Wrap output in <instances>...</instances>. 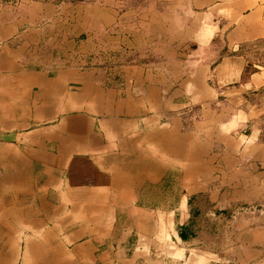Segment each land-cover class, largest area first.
<instances>
[{"label": "crops", "instance_id": "crops-1", "mask_svg": "<svg viewBox=\"0 0 264 264\" xmlns=\"http://www.w3.org/2000/svg\"><path fill=\"white\" fill-rule=\"evenodd\" d=\"M238 2L244 8L256 5L249 27H225V31L233 28L228 43H212L215 37L208 28L206 43H198L195 56L202 59L195 62V77L181 89L176 73L139 70L134 82L137 98L131 90V68L113 69L109 58L89 63L92 53L86 56L82 51L85 69H68L62 64L51 68L44 65H50L46 60L37 71L36 61L22 59L7 49L8 43H40L52 16L58 15L54 22L63 20L65 9L57 13L49 6L52 10L46 14L42 4H34L35 10L21 16L17 23L1 27L0 264L9 252L6 264H17L19 244L13 249L8 243L27 239L46 241V264H99L114 261L115 256L124 259L131 253L133 238L143 251L154 250L160 232H151L152 226L160 229L164 221L172 223L170 237L177 245L172 253L176 256L172 257L174 264H264V228H254L251 222L241 221L236 227L234 258L230 257L232 253L222 259L201 251L192 258L197 251L189 249L199 233L200 210L194 207V200L208 192L207 185L212 182L232 188L235 181V187H241L235 177L227 184L226 177L246 175V169L238 168L243 160L240 155L232 157L233 167L216 166L210 173L215 178L206 180L203 170L196 171L194 156L195 149H213L226 138L222 125L212 126L204 116L208 105L201 103L206 100L203 96L214 94L210 78L223 88L229 80H240L246 67L242 54L221 59L220 53L217 62L211 59L210 48L218 46L237 53L245 44V35L264 37V4L258 7L262 0ZM104 30L112 42L105 47L95 42L96 53L105 51L111 56L115 44L126 46L113 42L111 22L104 24ZM252 77L255 86L264 87V70ZM195 84H200L202 91H197ZM188 88L192 90L188 92ZM185 95L192 102L178 105L175 98ZM180 110L190 114L180 116ZM194 111L204 114L197 120ZM242 137L236 142H258ZM220 191L209 197L214 210L235 202L226 190L217 203ZM54 250L60 255L58 261L52 258Z\"/></svg>", "mask_w": 264, "mask_h": 264}, {"label": "rangeland", "instance_id": "rangeland-1", "mask_svg": "<svg viewBox=\"0 0 264 264\" xmlns=\"http://www.w3.org/2000/svg\"><path fill=\"white\" fill-rule=\"evenodd\" d=\"M206 1L0 0V30L2 26L17 23V19L19 20L21 16L25 17L26 13L34 11L35 9L32 8L34 4H42L44 13L48 9L52 10L49 6L55 7L57 13L58 9H65L63 20L58 19L54 22L58 15L52 16L50 27L45 29L39 38L40 43H18V45L8 43L7 49L15 51L16 55L23 56L22 59L25 57L27 61H36L37 71L42 69V63L44 61L46 63V60H50V65H44L51 66V68L62 64L68 69L82 67L85 69L86 65L83 66L82 62L91 63L96 58L99 60L109 58L113 69L131 68L130 76L133 82L131 90L135 93L133 98H137L135 92L137 86L134 82L139 70L153 69L155 73L162 71L169 75L176 73L180 77L178 89H181V85L185 87V82L195 77L197 70L195 65L202 59L195 56L199 51L198 43H206L208 28L211 30L212 38L215 37L212 43H228L236 25L246 24L249 27L252 23L251 14L255 11L256 5L244 8L239 5L238 1L240 0H210L209 3ZM263 4L264 0L259 3L258 7L261 8ZM238 5L239 7H237ZM123 14L124 18H122ZM106 22H111L109 35L114 38L113 42L126 43L124 48L122 44H115V52L111 56L106 55L105 51L96 53L93 50L95 42H99L102 47H105L106 43L112 42V39H108V34L104 32ZM41 26L37 25L36 28L42 29ZM228 26H233V28L225 31V27ZM83 32L85 34H82ZM237 38L242 39V37ZM253 38L245 35V44L240 47L237 53L218 46L210 48L209 55L217 62L220 53L221 59L224 56L232 58L242 54L246 60V67L240 80L230 82L229 79H226L230 83L228 82L223 88L215 85V80L211 77L209 86L214 89V94L203 96L206 100L201 102L208 105L207 115L203 111L193 112L194 119L198 120V116L204 114L212 126L222 125L226 135L224 143H216L213 149L209 147L207 150L201 148L194 150L196 171L202 173L203 170V177L206 180H212L215 176L210 173L216 166V168L227 169L233 167L234 158L232 159V157L243 155L242 163L238 168L246 169V175H228L226 177L227 184L230 183V179L235 177L236 183L238 184L240 181L241 187H235V181L231 185L232 188L212 182L207 185L208 192L200 194V197L194 200L193 205L200 210V216L197 222L198 238L192 242L193 247H189V249L193 248L197 251L192 253V258L200 255L199 251L214 254L216 258L221 257L222 259L225 258L226 253L229 255L232 253L230 257L234 258L237 242L234 232L236 233L239 222H251V226L254 228H264V87H257L251 81L254 74L264 70V37ZM82 51L87 53L84 54L86 56H90L89 53H92L90 56L92 61L88 59L86 62L83 54L80 53ZM192 67L196 69L194 68L193 71ZM211 72L214 74L215 69L213 68ZM258 76L263 77V75ZM226 80H223V83ZM194 88L197 91H202L200 84H195ZM191 90L189 89L188 92ZM197 98L196 96V101ZM175 102L178 105H185L191 103L192 100L189 95H185L176 97ZM198 109L200 110V108ZM254 109H258L260 112L254 113ZM179 113L180 116L190 114L182 110ZM246 124L248 128H245ZM183 126L184 129L187 128L184 120ZM242 135L247 136L249 140L252 137L258 142L239 144L236 139L245 138ZM179 147L182 149V144H179ZM179 154L184 158V153L181 154L180 151ZM214 155L220 156L215 157ZM250 158L253 160L250 161ZM224 161L227 162V165L224 164ZM226 190L229 191L227 193L235 202H230L226 206L219 205L216 210L212 209V203L209 202L210 195L212 193L217 195V191H220L218 203L220 196ZM232 221L235 223L232 224ZM153 230L160 232V240L156 241L158 245L156 248L153 246L154 250L143 251V247L136 246L137 239L133 238L130 243L131 253L127 257L123 259V257L115 256L114 261L109 260L107 263L98 261V263L174 264L172 257L176 256L172 253L176 250L177 245L170 237V233L173 231L172 223L164 221L160 229L158 227L155 229L152 226L151 232ZM39 242L40 240L35 241L37 244ZM20 246H22L21 252L24 249L26 251L25 240L19 242L18 257H16L18 264H23V255L19 251ZM179 248L183 249L182 246ZM134 252L137 253V257L134 256ZM188 258L190 257L188 256L186 260ZM127 259L132 262H128ZM90 264H94V261Z\"/></svg>", "mask_w": 264, "mask_h": 264}, {"label": "bare ground", "instance_id": "bare-ground-1", "mask_svg": "<svg viewBox=\"0 0 264 264\" xmlns=\"http://www.w3.org/2000/svg\"><path fill=\"white\" fill-rule=\"evenodd\" d=\"M45 243H46V241L44 239H41L39 244L35 243V241H33L32 239H27L25 241L26 251L24 250V254H23V264H46L45 257H44L45 256V253H44ZM17 244H19V243H17V242L11 243L10 242V243H8V246L15 249ZM35 247H36V249H35ZM19 251L21 252V250H19ZM9 253L4 254L3 264L7 263L6 261L8 260V257L11 254V253L10 254ZM52 258H53V260L58 261L60 259V255H58L57 252L54 250V251H52Z\"/></svg>", "mask_w": 264, "mask_h": 264}]
</instances>
